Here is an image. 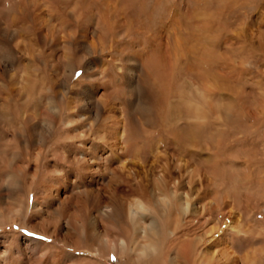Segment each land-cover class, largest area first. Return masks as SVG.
Masks as SVG:
<instances>
[{
  "label": "rangeland",
  "instance_id": "rangeland-1",
  "mask_svg": "<svg viewBox=\"0 0 264 264\" xmlns=\"http://www.w3.org/2000/svg\"><path fill=\"white\" fill-rule=\"evenodd\" d=\"M131 2L0 0V264H264V0Z\"/></svg>",
  "mask_w": 264,
  "mask_h": 264
},
{
  "label": "bare ground",
  "instance_id": "bare-ground-1",
  "mask_svg": "<svg viewBox=\"0 0 264 264\" xmlns=\"http://www.w3.org/2000/svg\"><path fill=\"white\" fill-rule=\"evenodd\" d=\"M125 1V0H124ZM130 2L131 1H133V2H141L142 0H129ZM128 2V1H127ZM129 3V2H128ZM131 4H132V2H131ZM137 5V4H136ZM132 6V5H131ZM139 6V5H138ZM137 6V7H138ZM122 11V10H121ZM115 12H117V10L115 11ZM189 12V11H188ZM198 11H196L195 13H193V12H191L192 14H190L187 18H188V21H189V23H193L194 21H197V25H196V27H197V30H198V28H202L203 26H204V20H201L200 19V15L202 14H200V13H197ZM128 13V12H127ZM190 13V12H189ZM113 16V15H112ZM114 16H116V15H114ZM137 17V16H136ZM116 18H117V16H116ZM121 19V18H120ZM135 24V23H134ZM172 29V28H171ZM111 30V29H110ZM111 31H113V30H111ZM110 31V32H111ZM106 33V32H105ZM172 33V32H171ZM168 39H170V37H168ZM86 50V49H85ZM87 51H88V48H87ZM154 57V56H153ZM150 61H149V63L148 64H152V65H154V63H151V58H148ZM160 59V58H159ZM154 60V59H153ZM161 61V60H160ZM152 65H151V67H152ZM136 66V65H135ZM149 66V65H148ZM157 66V65H156ZM150 68V67H149ZM159 68V67H158ZM157 68V69H158ZM158 71V70H157ZM131 73L132 72H130V75H131ZM150 73H152V72H150ZM167 99H169L168 97H167ZM153 225H154V223H153ZM154 227V226H153ZM120 245H122V246H125V244H124V242H120ZM125 248V247H124ZM119 252V251H118ZM185 261H191V259L189 258V260L188 259H185Z\"/></svg>",
  "mask_w": 264,
  "mask_h": 264
}]
</instances>
